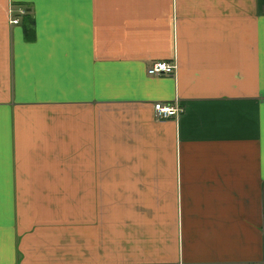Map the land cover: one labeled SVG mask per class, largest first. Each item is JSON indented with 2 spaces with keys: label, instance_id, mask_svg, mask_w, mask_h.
I'll list each match as a JSON object with an SVG mask.
<instances>
[{
  "label": "crops",
  "instance_id": "crops-1",
  "mask_svg": "<svg viewBox=\"0 0 264 264\" xmlns=\"http://www.w3.org/2000/svg\"><path fill=\"white\" fill-rule=\"evenodd\" d=\"M108 121L106 250L60 210ZM0 264H264V0H0Z\"/></svg>",
  "mask_w": 264,
  "mask_h": 264
},
{
  "label": "rangeland",
  "instance_id": "rangeland-1",
  "mask_svg": "<svg viewBox=\"0 0 264 264\" xmlns=\"http://www.w3.org/2000/svg\"><path fill=\"white\" fill-rule=\"evenodd\" d=\"M182 109L183 113L179 118L185 113L183 106ZM111 122H107L106 134L95 142L92 152L96 159L105 156L104 166L107 171L105 178L103 179L101 176L98 180L93 178L91 147L87 145L86 150H83L85 142L75 141L73 170L77 171L78 175L76 178L74 175L73 183L69 185L75 190L70 193L65 192V198H70L71 206L60 210V215L73 213L74 216L86 217L82 223L88 222V219L94 220L93 230L98 237L97 244L102 246L106 239V250L113 235L117 234V125ZM82 165L83 168L80 167ZM58 195H60L59 192ZM52 213L50 211V214ZM120 216L121 213H119V219ZM49 218L51 219L50 215ZM83 225L88 226V224ZM114 244L117 246V236L112 241L111 247ZM108 253L107 260L110 259Z\"/></svg>",
  "mask_w": 264,
  "mask_h": 264
},
{
  "label": "built area",
  "instance_id": "built-area-1",
  "mask_svg": "<svg viewBox=\"0 0 264 264\" xmlns=\"http://www.w3.org/2000/svg\"><path fill=\"white\" fill-rule=\"evenodd\" d=\"M11 24L17 25L18 20H11ZM177 66L175 63L156 62L148 70L149 76H173L175 75ZM154 118L158 121H164L169 119H177L183 113L182 106L178 100L173 103H160L157 102L153 105Z\"/></svg>",
  "mask_w": 264,
  "mask_h": 264
}]
</instances>
